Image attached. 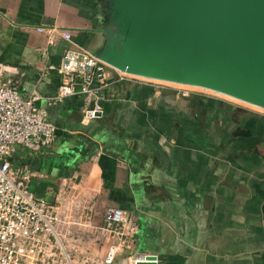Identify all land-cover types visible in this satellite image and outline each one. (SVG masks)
I'll list each match as a JSON object with an SVG mask.
<instances>
[{
	"label": "crops",
	"instance_id": "crops-1",
	"mask_svg": "<svg viewBox=\"0 0 264 264\" xmlns=\"http://www.w3.org/2000/svg\"><path fill=\"white\" fill-rule=\"evenodd\" d=\"M100 27L98 0H0V74L36 95L56 127L49 146H16L14 177L59 206L60 232L71 228L80 243L65 242L74 261H99L117 243L103 228L105 208L115 206L137 228L113 264L145 255L264 264V115L220 96L120 81L104 89L101 116L85 119L84 95L54 100L58 68L68 47L92 51Z\"/></svg>",
	"mask_w": 264,
	"mask_h": 264
},
{
	"label": "water",
	"instance_id": "water-1",
	"mask_svg": "<svg viewBox=\"0 0 264 264\" xmlns=\"http://www.w3.org/2000/svg\"><path fill=\"white\" fill-rule=\"evenodd\" d=\"M98 2L100 42L91 52L110 67L264 109V0ZM134 264L166 263L145 255Z\"/></svg>",
	"mask_w": 264,
	"mask_h": 264
},
{
	"label": "built area",
	"instance_id": "built-area-1",
	"mask_svg": "<svg viewBox=\"0 0 264 264\" xmlns=\"http://www.w3.org/2000/svg\"><path fill=\"white\" fill-rule=\"evenodd\" d=\"M37 30L51 35L55 27H38ZM61 36L70 41L69 31H62ZM58 70L59 85L54 100L84 95L92 102L83 107V117L87 120L101 116L100 101L104 98V89L110 83L120 81L147 84L154 89L171 87L182 97L193 94L217 97L221 94L203 87L119 71L97 58L91 50L78 45L64 51ZM109 70L114 76L108 77ZM194 88H200V91ZM37 98L34 94L25 96L14 81L0 74V264H113L120 247L134 237L136 217L120 207H106L103 228L117 239V243L110 245L99 261L87 256L74 261L65 242L70 237L75 243L74 248L80 243L78 239L74 241L71 228L60 232L63 219L59 206L37 196L11 172L9 157L16 146L36 150L54 142L56 127L47 111L36 106Z\"/></svg>",
	"mask_w": 264,
	"mask_h": 264
},
{
	"label": "rangeland",
	"instance_id": "rangeland-1",
	"mask_svg": "<svg viewBox=\"0 0 264 264\" xmlns=\"http://www.w3.org/2000/svg\"><path fill=\"white\" fill-rule=\"evenodd\" d=\"M194 89H196L197 91H200V88H194ZM217 96L224 97L225 99H232L231 101H235L236 103H239L241 105H245V106L248 105L247 107H249L250 109H252L253 112H255V113L259 114V115H264V109H262L260 107H257V106H254V105L245 103L243 101L237 100L235 98L229 97V96L224 95V94H218Z\"/></svg>",
	"mask_w": 264,
	"mask_h": 264
}]
</instances>
